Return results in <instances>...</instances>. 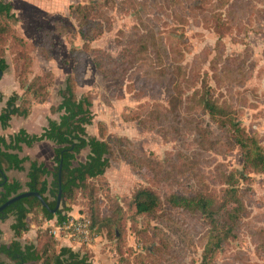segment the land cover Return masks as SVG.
<instances>
[{
    "label": "rangeland",
    "instance_id": "rangeland-1",
    "mask_svg": "<svg viewBox=\"0 0 264 264\" xmlns=\"http://www.w3.org/2000/svg\"><path fill=\"white\" fill-rule=\"evenodd\" d=\"M89 1L11 0L17 19L10 20V33L0 37V59L8 65L0 79V114L13 95L22 108L29 99V116L40 108L33 125V131L39 130L42 119L58 120L52 111L73 76L75 95L93 100L87 135L113 150L104 176L89 181L66 202L71 212H64L74 221L91 209L100 236L91 239L90 228L86 237L60 230L55 219L47 222L35 211L20 243L35 244L43 236L48 245L52 238L57 248L86 253L91 264H201L208 227L199 215L165 205L153 216L135 217L133 198L147 190L163 202L171 195L220 199L227 190L224 176L241 171L232 131L223 119L201 111L197 92L201 96L209 90L264 149V0H99L101 9L93 11L92 23L102 32L84 41L69 7ZM147 31L154 34L155 50L131 61L125 73V67L105 64L103 73L97 70L96 60L117 62L127 43ZM163 69H168L165 75ZM32 87H47L46 100H34ZM35 150L18 156L27 155L52 172L54 146L42 145L37 155ZM87 155L82 151L74 165ZM140 157L150 161V169L135 166ZM29 166L6 177L25 185ZM240 187L250 189L243 195L246 211L236 237L213 264H264V174L250 172ZM103 221L109 223L103 226ZM13 222H0V245L13 240ZM0 261L13 264L2 255Z\"/></svg>",
    "mask_w": 264,
    "mask_h": 264
},
{
    "label": "trees",
    "instance_id": "trees-1",
    "mask_svg": "<svg viewBox=\"0 0 264 264\" xmlns=\"http://www.w3.org/2000/svg\"><path fill=\"white\" fill-rule=\"evenodd\" d=\"M101 9L99 0H90L88 4L69 7V14L76 19L80 26V37L84 41H92L99 37L100 25L93 24V11ZM95 11V12H96ZM98 14V13H97ZM10 20H15L12 14V6L0 2V37L10 33ZM152 32L139 33L134 39L127 43L126 50L117 62L106 59L96 60L95 65L98 71L104 72L105 66H112L116 69H123L131 64L137 57L140 59L148 55L149 51L157 48V43ZM74 51L72 52V54ZM8 65L4 59H0V73H5ZM171 70V69H170ZM168 69L161 70L160 74L165 75ZM172 71V70H171ZM173 72V71H172ZM112 73V72H110ZM105 74V73H104ZM74 77L70 76L65 81L64 89L59 92L61 102L53 109V114L58 115V120L48 119L47 126L38 135H28L20 130L8 141L0 137V206L9 199L22 193L26 188L27 192L39 193L48 207L53 210L59 191H61L60 205L62 211L52 214L44 209L35 197L21 200L0 214V222H6L13 218L10 226L13 233V240L8 244L0 245V255L6 257L13 264H91L90 258L82 251H73L69 247H59L50 238L44 245L43 236L36 238L37 243H20V239L29 231L28 217L35 211H39L47 222L54 219L58 226L69 220L64 212L70 213L71 208L66 207V202L73 201L78 192H83L88 182L104 176L109 168V158L113 150L104 140L89 137L86 128L92 125L93 114L91 112L93 100L90 96L77 97L74 89ZM34 100L43 102L47 98V87L39 89L32 87ZM207 90V89H206ZM199 95L196 93L195 104L201 111L210 118H221L226 121L234 135V144L241 151L243 166L241 171L224 176V184L227 190L220 199L211 195H171L163 200L151 191L141 190L135 194L132 207L135 217L153 216L164 206L173 210H181L192 215H199L208 227L206 242L201 264H213L215 256L223 250V247L236 237V230L239 221L245 213L243 195L250 192V189L242 190L241 183L249 180V173L264 174V149L257 137L248 135L236 122L232 114L223 105L215 101L209 90ZM29 94V93H28ZM24 100V99H23ZM22 100V102H23ZM29 100V99H28ZM26 100L25 107L16 105L19 101L18 95H13L6 102L5 109L0 114V127L8 128L12 118H27L30 115L29 102ZM2 97L0 96V102ZM50 142L54 146L53 162L54 170L48 171L43 164L30 162L28 158H19L22 146L31 148L34 144ZM88 151L84 162L77 164V156L82 151ZM29 162L30 166L26 173L27 182L22 185L18 180L8 179L6 174L14 171L24 172V164ZM150 161L145 158H138L135 166L150 169ZM60 172V181H59ZM6 177V180H5ZM51 178L48 183L47 179ZM47 195V197L45 196ZM53 199V201H49ZM60 208V207H59ZM120 214V211L117 212ZM80 218L90 222L91 239L100 236V228L95 231L96 214L90 209ZM103 226L109 221H103ZM1 235V231H0ZM53 247V248H52ZM0 264H5L0 261Z\"/></svg>",
    "mask_w": 264,
    "mask_h": 264
},
{
    "label": "crops",
    "instance_id": "crops-1",
    "mask_svg": "<svg viewBox=\"0 0 264 264\" xmlns=\"http://www.w3.org/2000/svg\"><path fill=\"white\" fill-rule=\"evenodd\" d=\"M0 2H3L5 4H10L12 6V14L14 15L15 19H17L16 18V14H15V8H14L13 3L11 2V0H4V1H1L0 0ZM39 109L36 107V109H34V111L32 112V115L31 116H28L27 118H17V117L12 118L11 121H10V123H9V125H8V128L3 129L2 132H0V137H3L5 139H7L6 132H8L9 136L12 137V136L16 135L20 130H24L28 135H37V134H40L42 132V130L47 126L48 119L47 120L45 118L42 119V121L40 122V126H39L40 129L37 130V131H33V129H34V126H33L34 125V122L36 123V119L34 117L35 110H39ZM20 121L22 123L20 125H18ZM48 143H49V145L52 144V143L46 141V142L34 144L31 148H27L25 146H22V152L25 153V151H27V150L36 149L35 150V154L37 155V153H38L37 150L40 149V147L42 145H47ZM24 158H28V156L25 155ZM11 172L12 173H15L14 171H11Z\"/></svg>",
    "mask_w": 264,
    "mask_h": 264
},
{
    "label": "water",
    "instance_id": "water-1",
    "mask_svg": "<svg viewBox=\"0 0 264 264\" xmlns=\"http://www.w3.org/2000/svg\"><path fill=\"white\" fill-rule=\"evenodd\" d=\"M3 76V73H0V78ZM6 180V177H5ZM59 181H60V172H59ZM31 197H35L39 200V202L41 203L42 207L44 209H46L47 211H49L52 214H56L59 210L60 207V201H61V191H59L58 196H57V200H56V205L55 208L53 210H51L47 203L44 201L43 197L37 193V192H23L20 193L19 195L9 199L6 203H4L3 205L0 206V214L3 213L7 208H9L10 206H12L13 204L27 199V198H31Z\"/></svg>",
    "mask_w": 264,
    "mask_h": 264
},
{
    "label": "built area",
    "instance_id": "built-area-1",
    "mask_svg": "<svg viewBox=\"0 0 264 264\" xmlns=\"http://www.w3.org/2000/svg\"><path fill=\"white\" fill-rule=\"evenodd\" d=\"M90 222L83 218L75 219L74 221L68 220L61 226H57L60 230H68L71 234H78L81 236L88 235Z\"/></svg>",
    "mask_w": 264,
    "mask_h": 264
}]
</instances>
